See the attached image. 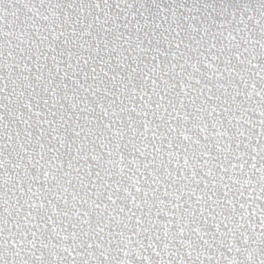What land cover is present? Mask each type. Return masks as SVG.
Instances as JSON below:
<instances>
[{"label":"snow or ice","instance_id":"1","mask_svg":"<svg viewBox=\"0 0 264 264\" xmlns=\"http://www.w3.org/2000/svg\"><path fill=\"white\" fill-rule=\"evenodd\" d=\"M0 264H264V0H0Z\"/></svg>","mask_w":264,"mask_h":264}]
</instances>
